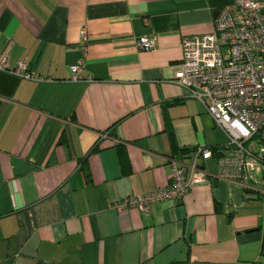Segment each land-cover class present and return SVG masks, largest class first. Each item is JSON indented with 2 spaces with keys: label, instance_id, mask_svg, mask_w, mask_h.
<instances>
[{
  "label": "crops",
  "instance_id": "obj_1",
  "mask_svg": "<svg viewBox=\"0 0 264 264\" xmlns=\"http://www.w3.org/2000/svg\"><path fill=\"white\" fill-rule=\"evenodd\" d=\"M231 2L0 0V53L53 78L0 70V264H264V187L219 176L217 156L184 197L113 205L228 142L174 75L183 38Z\"/></svg>",
  "mask_w": 264,
  "mask_h": 264
},
{
  "label": "built area",
  "instance_id": "obj_2",
  "mask_svg": "<svg viewBox=\"0 0 264 264\" xmlns=\"http://www.w3.org/2000/svg\"><path fill=\"white\" fill-rule=\"evenodd\" d=\"M264 0H232L222 7L211 32L186 36L183 59L177 65L174 81L200 100L226 132L228 142L211 148L198 145L190 161L173 158L169 183L146 193H133L113 203L119 211L132 207L147 210L154 202L186 196L207 178L201 160L218 157L219 176L231 178L247 189L264 187ZM82 47L88 49L83 29ZM141 50L156 46V38L139 37ZM0 70L21 78L52 81L38 75L27 61L10 66L8 53H0ZM73 81L90 77L82 64L70 66Z\"/></svg>",
  "mask_w": 264,
  "mask_h": 264
},
{
  "label": "rangeland",
  "instance_id": "obj_3",
  "mask_svg": "<svg viewBox=\"0 0 264 264\" xmlns=\"http://www.w3.org/2000/svg\"><path fill=\"white\" fill-rule=\"evenodd\" d=\"M220 129L223 131L222 127L219 126V137H220ZM223 132L226 134L225 131H223ZM226 135H227V134H226ZM228 140H229V137H228Z\"/></svg>",
  "mask_w": 264,
  "mask_h": 264
},
{
  "label": "trees",
  "instance_id": "obj_4",
  "mask_svg": "<svg viewBox=\"0 0 264 264\" xmlns=\"http://www.w3.org/2000/svg\"><path fill=\"white\" fill-rule=\"evenodd\" d=\"M263 252H264V250H263Z\"/></svg>",
  "mask_w": 264,
  "mask_h": 264
}]
</instances>
